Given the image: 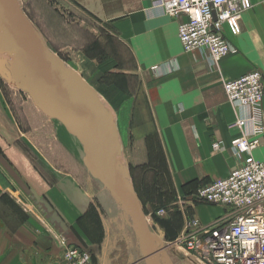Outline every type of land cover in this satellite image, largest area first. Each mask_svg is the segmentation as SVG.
<instances>
[{
  "label": "crops",
  "instance_id": "1",
  "mask_svg": "<svg viewBox=\"0 0 264 264\" xmlns=\"http://www.w3.org/2000/svg\"><path fill=\"white\" fill-rule=\"evenodd\" d=\"M71 3L98 32L94 42L102 48L99 54L91 45L93 60L104 55L113 65L108 72L134 78L143 90L173 184L182 190L191 180L214 181L243 165L246 157L232 148L241 130L230 122L236 124L247 109L228 100L224 82L252 71L260 72L264 80V0H243L241 13L223 26V36L236 51L214 66L208 51L183 48L179 26L187 16H170L153 0ZM130 115L124 117L129 118L126 140L134 136L138 145L147 142L148 133L134 130L136 123L132 129L130 123V119L139 122L141 115ZM252 154L264 160V134ZM74 158L44 162L48 173L36 171L18 156L14 166L0 158V264H75L77 259L67 258L73 247L88 253L86 264H146L140 246L132 245L134 228L125 210L84 161L76 159L77 153ZM134 158L130 170L153 169L146 153ZM139 186L135 191L145 204L157 261L162 264L160 254L164 257L167 245L181 236L185 222L180 210L157 216L153 211L157 201L142 195ZM222 209L218 216L225 213Z\"/></svg>",
  "mask_w": 264,
  "mask_h": 264
},
{
  "label": "rangeland",
  "instance_id": "2",
  "mask_svg": "<svg viewBox=\"0 0 264 264\" xmlns=\"http://www.w3.org/2000/svg\"><path fill=\"white\" fill-rule=\"evenodd\" d=\"M19 1L47 46L60 56L68 67L73 68L96 88L102 103L115 118L123 146L120 163L130 173L129 178L123 177L130 183V187L136 189L140 184L142 195L152 198L154 203L157 201L153 211L159 217L169 215L173 210H180L185 229L176 241L167 245L164 257L160 254L162 264H171V261L175 264H205L196 253L187 249L182 237L189 230L186 228L188 222L194 217L206 223V221L217 218L223 210L214 203L198 199L199 187L208 180H191L182 186V190L173 184L171 170L166 167L163 145H160L153 122L150 120L151 108L145 102L143 90L137 87V81L134 78L125 77L117 71L108 72L113 65L107 64L104 55H98V58H94L96 61L93 60L90 56L93 51L91 45L94 43L93 46L96 47L94 51H98L99 54L102 48H99V43L94 42V34L98 32L93 31L86 16L77 11L71 0ZM12 60V53L0 50V158L14 166L17 156L21 157L33 164L36 171L43 173L50 171L48 164L45 165L44 162L75 159L76 153V159L83 160L85 153L80 141L66 129L60 120L45 114L31 94L14 79L9 69ZM132 113L137 114L138 118L141 115L139 122H133L130 119L132 129L133 124L136 123L137 126L134 128L137 129L134 130L148 133L147 142L139 145L137 137L132 136L128 141L125 136V125L128 124ZM125 116L129 118L125 120ZM230 124L236 127L235 120ZM137 146L140 148L144 146V149H137ZM145 153L150 158L153 169L130 170L131 159L134 160V156ZM239 156L245 158L246 155L239 154ZM23 166L28 167L27 164ZM109 192L111 194L110 190ZM117 203L122 208L121 203ZM162 208L167 210L164 214L159 213ZM143 209L146 211L145 204H143ZM204 212L205 218L203 217ZM125 214L132 223L129 213L125 212ZM129 231L132 234L130 227ZM133 233L135 236L132 234V245L138 248L140 245L134 229Z\"/></svg>",
  "mask_w": 264,
  "mask_h": 264
},
{
  "label": "built area",
  "instance_id": "3",
  "mask_svg": "<svg viewBox=\"0 0 264 264\" xmlns=\"http://www.w3.org/2000/svg\"><path fill=\"white\" fill-rule=\"evenodd\" d=\"M153 4L163 7L170 16H187L179 26L185 51H208L213 66L236 51L222 29L241 13L243 0H153ZM224 89L231 103L247 109V115L236 120L241 135L232 142L235 153L246 155L245 162L228 176L199 187V200L225 207L226 211L208 223L194 217L182 239L205 264H264V160L252 154L264 134L263 75L252 71L226 80ZM215 146L219 148L221 143ZM166 211L162 208L159 213ZM67 258L77 259L75 264H86L90 259L78 247L70 248Z\"/></svg>",
  "mask_w": 264,
  "mask_h": 264
},
{
  "label": "water",
  "instance_id": "4",
  "mask_svg": "<svg viewBox=\"0 0 264 264\" xmlns=\"http://www.w3.org/2000/svg\"><path fill=\"white\" fill-rule=\"evenodd\" d=\"M0 27V50L13 54L9 69L14 79L45 114L60 120L80 141L90 173L129 213L146 264H159L138 194L119 181L130 173L118 162L123 149L119 129L99 92L47 46L19 0H0Z\"/></svg>",
  "mask_w": 264,
  "mask_h": 264
},
{
  "label": "bare ground",
  "instance_id": "5",
  "mask_svg": "<svg viewBox=\"0 0 264 264\" xmlns=\"http://www.w3.org/2000/svg\"><path fill=\"white\" fill-rule=\"evenodd\" d=\"M108 110V109H107ZM114 119V118H113ZM115 121V120H114ZM122 157H120V155H118V162L120 163V159H121ZM119 181L120 182H122V183H124L126 186H127V188H130V183H128L127 182V180H126V178H124L123 176H119ZM106 186V185H105ZM107 187V186H106ZM139 241V240H138ZM140 245V244H139ZM158 252V251H157ZM157 254V253H156ZM156 259H157V257H156ZM143 260H144V257H143Z\"/></svg>",
  "mask_w": 264,
  "mask_h": 264
},
{
  "label": "clouds",
  "instance_id": "6",
  "mask_svg": "<svg viewBox=\"0 0 264 264\" xmlns=\"http://www.w3.org/2000/svg\"><path fill=\"white\" fill-rule=\"evenodd\" d=\"M245 3H247V0H245Z\"/></svg>",
  "mask_w": 264,
  "mask_h": 264
}]
</instances>
